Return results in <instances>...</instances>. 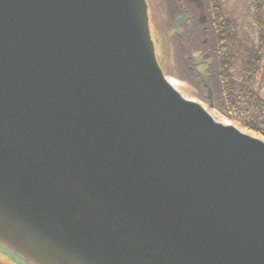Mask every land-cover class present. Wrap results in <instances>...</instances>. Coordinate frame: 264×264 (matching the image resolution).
<instances>
[{"label": "water", "instance_id": "1", "mask_svg": "<svg viewBox=\"0 0 264 264\" xmlns=\"http://www.w3.org/2000/svg\"><path fill=\"white\" fill-rule=\"evenodd\" d=\"M153 23L148 0H0V249L20 264H264V140L171 83Z\"/></svg>", "mask_w": 264, "mask_h": 264}, {"label": "trees", "instance_id": "2", "mask_svg": "<svg viewBox=\"0 0 264 264\" xmlns=\"http://www.w3.org/2000/svg\"><path fill=\"white\" fill-rule=\"evenodd\" d=\"M204 1L206 35L212 39L207 48L214 58L210 72L216 107L230 120L264 138V0H252L247 7L246 18L251 24H239L235 16L226 14L220 0ZM176 14L180 13H171ZM198 26L201 33L202 26ZM191 32L196 34L189 28L191 37ZM185 71L182 79L198 91L199 97L203 92L208 100L200 77L187 68Z\"/></svg>", "mask_w": 264, "mask_h": 264}, {"label": "rangeland", "instance_id": "3", "mask_svg": "<svg viewBox=\"0 0 264 264\" xmlns=\"http://www.w3.org/2000/svg\"><path fill=\"white\" fill-rule=\"evenodd\" d=\"M148 1L149 3H151L152 12L154 13V16H155L153 28L155 32L159 35V37H161V40L164 44L166 41L167 47L169 49V52H168L169 59L166 61V63L163 62V66L166 68L167 72H169V76L171 75L173 78H175L178 82L181 83V87L183 88L182 89L180 87L182 93H184L186 96H188L189 98L193 100H198L202 102V99L199 97V93L197 92V90L193 86H191L188 82L184 81L182 78L184 75L187 74L185 71V68H186L185 59L187 60L188 56H192L190 54H192L193 49H195L194 47L201 45L200 43H202L203 40H205V37L203 36V34L201 35V33L199 32V29H197L196 30L197 33L195 34L196 39L193 37L194 35L193 34L192 35L193 41H192L191 37L188 36L189 34L187 31V25H186L185 28H186L187 33L185 34V37L180 38L176 34L175 20L178 16H183L184 13L180 15H177V14L171 15V13L175 14V11L179 12V8L178 10H175L176 7L174 10L170 9L173 0H148ZM220 1L224 5V10L226 14H228L229 16H235L239 24H246V23L251 24V19L246 18V16L247 14H249L247 11V7L250 6V2L252 3V0H220ZM190 8H191V12L197 16L196 9H194L193 7H190ZM194 20L196 21L195 27H198L196 18H194ZM198 38L201 40L196 41ZM208 38H209L208 42L211 45L212 39L210 36H208ZM249 41L251 42L252 39H249ZM209 43H208V46H209ZM190 44L192 48L189 46ZM181 48H183V50H181ZM183 57L185 58L183 59ZM205 103L209 105L208 102H205ZM220 113L222 115L218 113L215 114L217 118L228 120V117L223 112L220 111ZM233 122L237 127L242 128L238 122L236 121H233ZM247 132L249 131L247 130ZM0 261L4 262L5 264H13L11 263L10 260L4 257L1 253H0Z\"/></svg>", "mask_w": 264, "mask_h": 264}, {"label": "flooded vegetation", "instance_id": "4", "mask_svg": "<svg viewBox=\"0 0 264 264\" xmlns=\"http://www.w3.org/2000/svg\"><path fill=\"white\" fill-rule=\"evenodd\" d=\"M180 2V1H179ZM177 6V4L176 3H173L172 5H171V7H170V9H175V7ZM193 6V5H192ZM177 8V7H176ZM179 8V10L180 11H189V10H191L188 6H185V4H181L180 5V7H178ZM177 8V9H178ZM183 29H185L184 27H183ZM186 30V29H185ZM204 41V40H203ZM204 44H205V41L203 42V46H196V47H194L195 49H193V52H192V54H194V53H196V52H198L199 54H201V55H207V54H209L208 52H207V50L205 49V47H204ZM191 48H192V46L191 45H189ZM192 54H190V55H192ZM198 59V58H197ZM203 60H205V58H203ZM202 59H198V61H203ZM191 63H190V62ZM195 62H196V60H194L193 61V59L191 58V57H189V59H188V61H187V63H186V65L188 66V68H189V70L191 69V70H194V68H195V70L197 71L199 68L200 69H202L205 65H202L203 63H201V64H199V66H196V67H194L193 65L195 64ZM211 68V67H210ZM209 73H210V69H209ZM211 74V73H210Z\"/></svg>", "mask_w": 264, "mask_h": 264}, {"label": "bare ground", "instance_id": "5", "mask_svg": "<svg viewBox=\"0 0 264 264\" xmlns=\"http://www.w3.org/2000/svg\"><path fill=\"white\" fill-rule=\"evenodd\" d=\"M171 83H172L174 86H175V84H176V82H174V81H173V82L171 81ZM218 119H219V118H218ZM219 120H222L224 123H227L226 120H223V119H219Z\"/></svg>", "mask_w": 264, "mask_h": 264}]
</instances>
